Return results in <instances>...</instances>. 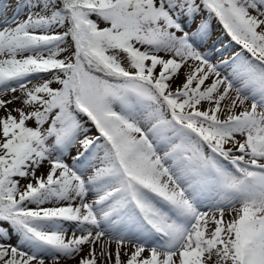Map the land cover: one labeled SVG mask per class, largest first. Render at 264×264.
Returning a JSON list of instances; mask_svg holds the SVG:
<instances>
[{"label":"snow or ice","instance_id":"6c2138e0","mask_svg":"<svg viewBox=\"0 0 264 264\" xmlns=\"http://www.w3.org/2000/svg\"><path fill=\"white\" fill-rule=\"evenodd\" d=\"M26 7L0 26V264H264V0ZM213 17L241 46L217 63Z\"/></svg>","mask_w":264,"mask_h":264},{"label":"rangeland","instance_id":"374dc122","mask_svg":"<svg viewBox=\"0 0 264 264\" xmlns=\"http://www.w3.org/2000/svg\"><path fill=\"white\" fill-rule=\"evenodd\" d=\"M28 3H29V0H0V26L4 24L5 20H8V22L11 23L13 19H18V20L25 19L30 10L29 7H26ZM17 9H18V15H17ZM92 19L96 20L97 18L93 16ZM203 19H207V14L198 15L196 20L191 24L190 27L186 25V30L189 31V33L191 34V32L196 29L195 24H199L200 21ZM208 23H209L210 36L207 39V41L203 44H200L199 47L201 51H209L211 53V59L213 63H217L221 60L228 59L234 53L241 51V46L235 44V42L231 40V38L224 31L222 25L214 17L209 19ZM99 26L102 28L107 25L103 22H100ZM161 55H164V54L161 53ZM53 86L55 87V85ZM10 95L11 94H8L4 98L8 99ZM17 95H19V93H17ZM248 104H250V101L246 102V106ZM11 107H20V105L19 103H17V104L11 105ZM240 110L242 109H239V108L236 109L237 112ZM3 114H4L3 111H0V115H3ZM29 123L31 124L32 122H29ZM89 127H91V125H89ZM90 134H95V130L93 129L92 133ZM71 153L72 155H74L75 149H72ZM67 159L70 162L71 155L68 156ZM46 170H47V165H45L40 170H38L36 175L39 176L42 171L46 172ZM21 183L26 184L27 180H22ZM89 199H91V197H89ZM228 218L229 217L226 215L225 219H228ZM3 227L8 228L9 226L7 224H4ZM16 242H17L16 238L13 237L11 243L15 244ZM110 247L114 249L115 244L112 243ZM144 255L147 256L148 253L145 252ZM122 259H126V257H122ZM214 260H215V257H213V260L210 261L209 264H214ZM62 264H75V262L69 260V261L62 262Z\"/></svg>","mask_w":264,"mask_h":264},{"label":"trees","instance_id":"16d2710c","mask_svg":"<svg viewBox=\"0 0 264 264\" xmlns=\"http://www.w3.org/2000/svg\"><path fill=\"white\" fill-rule=\"evenodd\" d=\"M205 14H207V13H203L202 15H205ZM195 26H197V24H195ZM3 226V225H2Z\"/></svg>","mask_w":264,"mask_h":264}]
</instances>
